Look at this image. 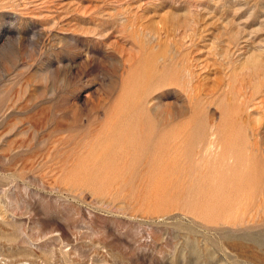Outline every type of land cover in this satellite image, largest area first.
I'll list each match as a JSON object with an SVG mask.
<instances>
[{"label":"rangeland","instance_id":"obj_1","mask_svg":"<svg viewBox=\"0 0 264 264\" xmlns=\"http://www.w3.org/2000/svg\"><path fill=\"white\" fill-rule=\"evenodd\" d=\"M0 264H264V0H0Z\"/></svg>","mask_w":264,"mask_h":264}]
</instances>
